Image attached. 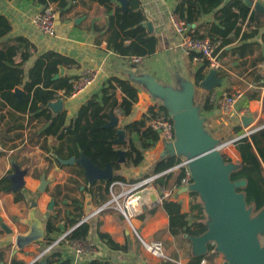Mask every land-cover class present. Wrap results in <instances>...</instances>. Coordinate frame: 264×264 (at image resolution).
Instances as JSON below:
<instances>
[{
    "label": "crops",
    "instance_id": "1",
    "mask_svg": "<svg viewBox=\"0 0 264 264\" xmlns=\"http://www.w3.org/2000/svg\"><path fill=\"white\" fill-rule=\"evenodd\" d=\"M228 1L226 0L225 3ZM115 2L121 5L119 1ZM139 2L146 15L143 25L151 34L157 36L158 48L154 54L142 58L138 63H133L131 58L120 56L107 46L108 33L105 31V25L110 14L103 5L96 1L66 0V7L59 11L60 24L57 25V35L53 37L39 31L33 24L34 16L43 8L38 0H0V14L6 15L11 21L12 31L8 37L24 40L21 44L18 41L15 42L19 45L15 61L17 63L21 62L23 53H30V56L24 62V67L27 69L33 65L40 53L54 50L60 55L75 61V64H63L64 76H77L73 78L77 79L86 68L98 70V76L94 82L77 95L69 96L60 93L58 99H62L61 111H67L69 121L77 115L81 104L94 93L100 91L102 86L115 76L142 78L148 74L153 76L156 81L169 86L179 85V79L194 82V74L200 68L202 61H193L185 51L181 38L176 33L170 18L180 0H139ZM257 4L264 7V0H253L251 11L258 10ZM54 6L57 9V3H54ZM214 20L213 11L204 14L194 24V29L197 30L194 32L202 34L207 28L206 23ZM245 30H247L246 23L242 25V32ZM241 36L242 33L231 44L219 48L223 59V67L219 68L218 75L224 77L225 81L214 88L211 93L194 83V103L201 106L200 116L204 120V127L214 138L221 141L235 139L254 127H264V62H258L256 65L253 63V59L258 55L257 51L246 58V62L233 52L232 48L238 44L237 42ZM255 39L261 41V36L258 35ZM208 70L209 68H207V73ZM259 76H262V79H259ZM136 85L139 88L138 100L128 117H123L118 108L110 110L114 116L119 118L118 129L123 128L124 123L141 120L144 116L148 119L151 107L158 110L159 106L163 105L162 101L145 87ZM232 87L242 89L244 97L238 102L237 112L226 115L219 109V98L225 90ZM209 94L212 96L213 105L211 108L205 109L204 102ZM117 96L121 100L122 92L120 90H117ZM54 113L56 112L54 111ZM244 115L254 116L253 121L247 127L243 125L241 120ZM34 129L35 127L32 125L25 127L23 130L24 141L20 139L8 140L4 146L0 143V178L13 173V163H16L22 169H27L25 187L32 192L37 191L40 184L39 178H35L33 174H38L40 177L42 173H45L49 178L55 175L57 180H55L53 186L56 184L63 185L72 174L69 166L60 167L56 162L53 147L58 142H55L52 136H48L46 138L42 137L39 143L30 144L28 135ZM129 138H132L140 147L143 158L138 165L126 162L119 169L114 168V173L125 176L127 181L138 179L137 182H139L146 175L148 177L153 174L156 161L161 159L166 152L167 143L159 139L151 147L143 148L140 145L139 135L136 133L130 134L125 130V139L128 141ZM43 144L46 146L44 147ZM222 153L230 158L227 161L234 163L240 161L235 142L222 150ZM45 156L53 161L54 166H46L43 160ZM82 182L85 187L80 190L84 189V191L72 193V195L81 196L84 216H87L103 205L109 199L110 194L108 192L103 198L98 199L96 195H91L85 191L86 186L89 187L88 182L83 180ZM180 187L157 189L152 183L151 186H146V188L138 191L134 195L139 194L140 196V200L135 206L137 207V213L134 223L146 239L163 241L170 255L181 257L185 263H188L190 261L189 253L192 252V244L186 239L176 238L171 234L169 215L162 206L163 199L170 197L179 199L185 211L190 210L191 197L188 192L180 193ZM116 190L118 191L119 187ZM51 198L52 196L48 191L38 195V205L41 212L48 209ZM160 199H162V203L158 202ZM63 202L66 203L68 200L65 199ZM58 205H55L54 208H62V214L57 223L58 230L49 234L50 240L56 239L67 231L66 227L69 229L68 221L72 207L67 206V204ZM151 210L154 211L150 213ZM24 212L23 202L15 201V192L0 193V216L14 231L15 228L20 230L14 220L18 221ZM50 213L53 212L48 214ZM87 222L90 224V230L86 240L96 248V252L90 255H78L66 246L59 245L50 253V257L43 258L41 262L46 263L48 258L53 260L50 264H163L165 261L152 257L142 248L138 238L128 229L123 215L113 208L102 211ZM14 235L8 234L0 226V262H4L1 259L2 251L5 252V261L10 262L12 256L17 255L26 263L30 262L34 256L30 255L31 251L29 250L31 248L33 250L34 246L41 250L42 247L39 246L42 243H34L15 253V248L11 244L15 239ZM116 243L123 246V248L117 249L115 247ZM166 262H168L167 264H175L171 261ZM218 262L223 264V258H218ZM209 264H211L210 261Z\"/></svg>",
    "mask_w": 264,
    "mask_h": 264
},
{
    "label": "trees",
    "instance_id": "2",
    "mask_svg": "<svg viewBox=\"0 0 264 264\" xmlns=\"http://www.w3.org/2000/svg\"><path fill=\"white\" fill-rule=\"evenodd\" d=\"M38 1L43 6L57 3L56 11L58 12L66 7V0ZM90 1H96L103 5L110 14L105 25L109 48H112L120 56L128 58L132 56L144 58L156 52L158 38L143 25L146 15L139 0H128L126 7L116 4V0ZM225 1L180 0L175 14L190 25L194 31H197L194 29V24L204 14L213 11L215 20L206 23L207 28L202 34L196 32L195 35L200 38L209 37L213 42L219 41L221 48L237 40L242 33L238 44L232 48L233 52L246 62V58L257 51L258 55L253 59V63L256 65L258 62H264V12L251 11V6L246 0H229L227 3ZM244 23H246L247 30L242 32ZM96 27L99 28L97 25ZM11 31L10 19L6 15L0 14V143L4 146L8 140L20 139L24 141L23 130L27 125L35 127L28 135L30 144L39 143L42 137L48 136H52L55 142H58L53 147L56 162L60 167L69 166L72 175L65 184H56L52 191L49 188L47 191L55 199V205L59 204L61 198H70L72 210L68 226L72 228L78 225L68 233V239L70 241L86 239L90 224L87 221L80 223L85 215L83 200L71 193L80 189L83 184L82 180L88 181L84 175V168L80 164H66L63 161L73 156L78 158L80 151H83L100 167L110 164L115 169H119L126 162L138 165L143 157L137 143L132 138H129L128 141L126 139L118 141V128L106 126V123L110 119L109 111L111 109H120L123 117H128L132 113L138 100L139 88L125 77H112L100 91L81 104L77 115L68 121L66 110L54 113L48 103L58 99L61 91L68 93L73 90L72 79L77 76L56 77V75L59 73L61 65L75 64V61L54 50H47L40 53L33 65L27 69L24 67V62L30 53H23L21 62L15 61V56L19 51V45L15 42L18 41L21 44L24 40L8 37ZM258 35L261 36V41L255 39ZM208 66V61L203 59L200 68L194 74L193 80L196 86H201L200 82L206 76ZM259 79H262V76H259ZM17 87L22 88L21 94L15 91ZM117 90L122 92L121 100L118 99ZM211 97V94L207 96L204 102L205 109H209L213 105ZM150 112L152 116L159 114L169 116L167 108L163 105L159 106V111L151 107ZM146 120L147 117L144 116L141 120L122 125L130 134L139 135L140 145L143 148L151 147L160 139L156 131L145 126ZM43 146L46 145L43 144ZM235 147L240 156L241 166L232 172L231 179L245 178L247 180V185L242 189L246 194V201L248 205L254 204L255 210H259L264 206V127L235 141ZM120 149L125 151L126 160L123 163L118 162ZM224 156L226 160L230 159L227 155ZM181 160L178 155L162 157L156 161L153 174L168 171ZM33 176L39 178L38 174H33ZM184 176L185 170L181 167L178 171L163 173L153 181V185L157 189L179 187ZM117 180L136 183L138 179L127 181L125 176L115 174L111 180L88 183L89 187L86 186L85 191L101 199L109 192L110 183ZM10 186L11 181L8 177L0 178V193L8 191ZM36 193L37 191L32 192L24 186L15 192V201L27 203V197ZM188 194L191 197L189 211L184 210L179 199L170 197L163 199L162 206L169 215L171 234L191 243L189 237L201 235L208 229V226L204 221L206 213L198 193L189 192ZM153 211L151 210L150 213ZM60 212V209L56 208L47 218L48 237L46 241L50 240L51 232L58 230L57 223ZM115 247L123 248L117 243ZM212 249L213 246H210L207 254L199 256H194L190 252L188 264H201L203 259L213 260L215 253L211 251ZM1 254L4 264H26V261L18 258L17 255L12 256L10 262L5 261V252L2 251ZM47 257H50V254ZM52 262L53 260L48 258L46 263L39 261L35 264H50ZM167 263L166 260L163 262V264Z\"/></svg>",
    "mask_w": 264,
    "mask_h": 264
},
{
    "label": "water",
    "instance_id": "3",
    "mask_svg": "<svg viewBox=\"0 0 264 264\" xmlns=\"http://www.w3.org/2000/svg\"><path fill=\"white\" fill-rule=\"evenodd\" d=\"M119 1L126 7L128 0ZM251 6L253 0H246ZM257 9L264 12V7L257 4ZM57 25L60 24V12L56 14ZM219 69L209 68L208 73L200 82L202 88L213 90L225 81L224 77L218 75ZM63 65L60 66L56 77L63 76ZM131 82L145 87L153 95L159 98L163 106L172 117L176 139L175 142L166 145L167 155H178L190 160L189 165L192 172L193 182L189 186L180 187L182 192H197L202 202L208 229L198 236H190L192 243V254L194 256L205 255L213 246L212 252L224 255L223 264H264V244L260 242V234L264 232V206L255 210L254 204L248 205L246 194L242 190L247 185L245 178L231 179L232 172L238 170L241 162L227 161L219 145L222 142L214 138L204 127V120L200 116L199 104L195 105L194 82L179 79V85H164L155 80L151 75L142 78L129 76ZM15 91L19 94L22 89L17 87ZM48 106L54 112L61 111L62 99L51 101ZM109 121L106 126L119 127V118L109 111ZM254 116L244 115L241 120L247 127ZM125 139V129H118V141ZM118 162L126 160L125 151L120 149ZM66 164L78 163L84 168V175L89 184L100 180H111L114 178V167L110 164L100 167L88 156L80 151V156L70 157L63 161ZM14 172L7 177L11 181L9 192L21 190L25 184L27 169H22L13 163ZM38 191L44 193L49 188L51 179L45 173L40 175ZM240 189V190H239ZM29 204L28 217L22 221L28 225L25 232L15 233L12 227L0 216V226L8 234H15V253L24 250L33 243H43L47 240V214L40 213L38 205V194L27 197ZM55 199L52 197L48 209L53 210ZM252 213H256L252 215ZM3 264V262H0Z\"/></svg>",
    "mask_w": 264,
    "mask_h": 264
},
{
    "label": "built area",
    "instance_id": "4",
    "mask_svg": "<svg viewBox=\"0 0 264 264\" xmlns=\"http://www.w3.org/2000/svg\"><path fill=\"white\" fill-rule=\"evenodd\" d=\"M56 8L53 3H50L46 6H43L42 10L38 12L33 18V24L35 27L50 36L57 35V19H56ZM171 23L176 31V33L181 38L182 46L188 55H192L193 61H202L205 59L208 61V68H221L223 67V59L220 55V42H213L209 37L200 38L195 35L194 30L188 25L184 20L180 19L175 12L170 15ZM142 60L140 56H132L131 61L133 63H138ZM98 76V70L94 68H86L80 75L79 78L73 79L74 88L71 92L66 93L61 91V94L75 96L81 91L88 88ZM244 97V91L239 88H231L225 90L221 97L219 98V109L223 114L230 115L237 112L238 102ZM159 111V109L157 110ZM145 126L156 131L160 139L167 143L172 144L175 141V128L170 116H164L159 114L152 116L150 113L149 118L146 120ZM263 126H258L250 129L244 135L237 136L235 139L229 141H222L219 145V149L222 151L231 143L239 140L243 136L249 135ZM190 160L183 159L180 163L175 165L169 171L179 170L181 167L185 170V176L182 178L180 186H187L191 182L192 172L188 168ZM163 173L152 175L146 179H143L140 182L136 183H126L122 181H113L109 185L110 198L100 207L93 210L87 216L82 218L81 222L88 221L91 217L98 215L102 211L113 208L120 212L125 220V223L128 229L134 234L141 243L142 248L152 257L157 259H162L166 261H171L175 264H188L183 261L181 257H175L169 254L163 241L157 239L148 240L140 233L138 227L134 223V218L137 213V207H134L131 204V199L134 195L150 186L153 181ZM120 188V191H117L116 188ZM162 203V199L158 201ZM79 223V224H80ZM78 225V224H77ZM75 225V226H77ZM62 233L56 239H51L47 241V245L40 253H37L36 256L26 264H35L36 262L42 261L43 258L47 257L56 247L59 245H64L74 253L80 255H90L96 252V248L90 244L86 239H78L70 241L68 239V233L75 227ZM39 244V243H37ZM201 264H209V261L203 259Z\"/></svg>",
    "mask_w": 264,
    "mask_h": 264
},
{
    "label": "rangeland",
    "instance_id": "5",
    "mask_svg": "<svg viewBox=\"0 0 264 264\" xmlns=\"http://www.w3.org/2000/svg\"><path fill=\"white\" fill-rule=\"evenodd\" d=\"M175 142V141H174ZM173 142V143H174ZM167 145H170V144H167ZM50 155V154H49ZM181 159L183 160V159H185V158H182L181 157ZM43 160H44V162L46 163V166L47 167H52V166H54L53 165V161L49 158V157H47V156H45L44 158H43ZM181 160V161H182ZM188 168L191 170V168H190V165L188 164ZM170 170V169H169ZM169 170L168 171H165V172H169ZM175 171H177V170H175ZM165 172H162V173H165ZM43 174V173H42ZM158 174H160V173H158ZM152 175H155V174H152ZM152 175H150V176H152ZM162 175V174H161ZM150 176H148V177H150ZM148 177H145V178H143V179H146V178H148ZM159 177V176H158ZM40 178V177H39ZM48 179H51V183L49 184V189H50V191H52L53 190V188H54V186H53V184H54V182H55V180H57V178H56V176L54 175V176H52L51 178H49V177H47ZM142 179V180H143ZM40 180V179H39ZM141 180V181H142ZM117 181H119V180H117ZM140 182V181H139ZM193 182V178H191V182L187 185V186H189V185H191V183ZM127 183V182H126ZM65 184V183H64ZM151 186V185H150ZM82 187H85L83 184H82V186L80 187V189L82 188ZM80 189H77L75 192H72V193H77V192H83L84 191V189L83 190H80ZM121 189L119 188V190L118 191H120ZM40 192L37 190V193L36 194H39ZM72 193H71V195H72ZM68 194L70 195V192H68ZM108 194H110V193H108ZM77 197H79V198H81V196H77ZM109 198H110V195H109ZM68 200V202H63V200ZM65 199H61L60 200V202H59V205L60 204H62V206L63 205H66L67 204V206H70V198H65ZM23 205L25 206V212L23 213V216H21V217H19V219H18V221L15 219L14 220V222L16 223V224H18V227H19V229L20 230H18L17 228H15V233H17V232H25V231H27L28 230V225L27 224H24L23 223V219L24 218H27L28 217V213H29V204L28 203H25V202H23ZM58 205V206H59ZM55 209V208H54ZM54 209L52 210V211H49V209H47L48 210V212H47V210L46 211H40V213H42V214H47V216H49L50 214H48L49 212H54ZM57 209H60V216H61V214H62V208H57ZM256 213H252V215H255ZM95 216H97V215H95ZM95 216H93V217H95ZM93 217H91V218H93ZM70 229V228H69ZM69 229H67V227H66V230H69ZM64 233V232H63ZM56 235H58L57 233H56ZM55 235V236H56ZM259 238H260V242H261V244L263 245L264 244V232H262L261 234H260V236H259ZM47 241H45V242H43L39 247L41 248L42 247V249H44L45 248V246L47 245V243H46ZM11 244L14 246V248H15V245H14V239H13V242H11ZM34 244V243H33ZM32 245V244H31ZM32 249V248H31ZM29 250V251H31L30 252V255L31 256H34L35 257V255H36V253H37V251H39L40 249H38V248H35V246H34V248H33V250ZM41 249V250H42ZM41 250H40V252H41ZM40 252H38V253H40ZM215 254H214V256H213V261H210V263L211 264H222V263H219L218 262V258H223V261H224V255L222 254V253H218V252H214Z\"/></svg>",
    "mask_w": 264,
    "mask_h": 264
},
{
    "label": "bare ground",
    "instance_id": "6",
    "mask_svg": "<svg viewBox=\"0 0 264 264\" xmlns=\"http://www.w3.org/2000/svg\"><path fill=\"white\" fill-rule=\"evenodd\" d=\"M139 200H140V196L139 194H137L136 196L132 197L131 204L135 207L137 203L139 202Z\"/></svg>",
    "mask_w": 264,
    "mask_h": 264
}]
</instances>
